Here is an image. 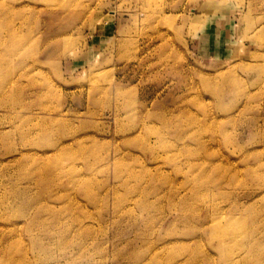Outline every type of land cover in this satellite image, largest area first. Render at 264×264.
Listing matches in <instances>:
<instances>
[{"label": "rangeland", "instance_id": "obj_1", "mask_svg": "<svg viewBox=\"0 0 264 264\" xmlns=\"http://www.w3.org/2000/svg\"><path fill=\"white\" fill-rule=\"evenodd\" d=\"M262 219L264 0H0V264H264Z\"/></svg>", "mask_w": 264, "mask_h": 264}, {"label": "bare ground", "instance_id": "obj_2", "mask_svg": "<svg viewBox=\"0 0 264 264\" xmlns=\"http://www.w3.org/2000/svg\"><path fill=\"white\" fill-rule=\"evenodd\" d=\"M236 210H239V208H237ZM241 211L242 212H244V210L243 209H241ZM245 213V212H244ZM229 215H231V214H229ZM241 215H242V213H241ZM231 216H229L228 218H230ZM224 219H226V218H224ZM246 219V220H245ZM248 220H249V216L248 215H243V218H241V223H243V222H245V221H247L248 222ZM214 221V220H213ZM264 221H263V219L262 220H260L258 223L259 224H262ZM215 226H217V224L215 223L214 224V227ZM214 229V228H213ZM214 233L216 234V235H218L219 233L218 232H216V230L214 229Z\"/></svg>", "mask_w": 264, "mask_h": 264}]
</instances>
